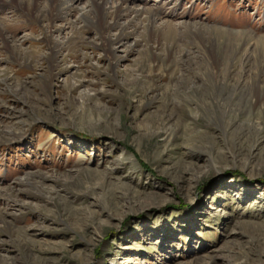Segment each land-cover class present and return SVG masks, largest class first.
Here are the masks:
<instances>
[{
  "label": "rangeland",
  "instance_id": "obj_1",
  "mask_svg": "<svg viewBox=\"0 0 264 264\" xmlns=\"http://www.w3.org/2000/svg\"><path fill=\"white\" fill-rule=\"evenodd\" d=\"M128 6L151 35L85 30L53 78L71 28L0 11L27 61L0 53V264H264V0Z\"/></svg>",
  "mask_w": 264,
  "mask_h": 264
},
{
  "label": "bare ground",
  "instance_id": "obj_2",
  "mask_svg": "<svg viewBox=\"0 0 264 264\" xmlns=\"http://www.w3.org/2000/svg\"><path fill=\"white\" fill-rule=\"evenodd\" d=\"M75 2L76 0H0V11L11 10L13 13L18 12L21 16L30 18L41 28L45 35H50L52 32L57 31L56 24L58 22H65L73 31V39L69 40V43L67 42L65 45L54 42H43L46 44L45 46L48 51V57L43 59V63L50 69L49 78H53L54 76L50 71H53L57 67L59 52L65 47H71V45L75 49L82 45L84 38L81 34L85 30H93L96 33L98 43L94 47L101 48L109 56L114 53V49H117L132 34L140 23V25L145 27L147 34L151 35L153 32L151 31V27L157 19V15L151 9L130 8L128 6L130 0H88V5L80 9L77 8ZM128 16L130 19H127ZM70 18H73V20ZM125 19L127 20L125 21ZM220 32L223 35L233 37L241 35L240 32H226L223 30ZM17 48L18 45L15 46L14 41H11L0 20V53L9 54L8 58L12 63L25 64L27 61L16 53ZM184 55L188 56L189 54ZM73 56L77 58V55L73 54ZM4 82L5 86L9 87L8 82H10V79H5ZM189 83L191 84L192 82ZM176 105H179V103L173 100L171 106L174 107ZM191 150L187 149L182 152V158H186ZM30 182L28 179L20 180L18 185L26 186ZM40 184L36 183L35 185ZM28 252V255L34 258L32 251L28 250ZM238 254L246 258L249 255V250L240 251ZM33 264L49 263L45 259L38 258ZM227 264L237 263L228 260Z\"/></svg>",
  "mask_w": 264,
  "mask_h": 264
}]
</instances>
